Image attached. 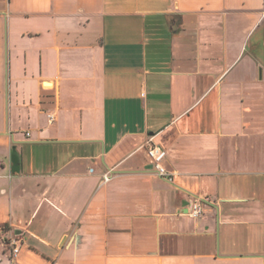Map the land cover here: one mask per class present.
<instances>
[{
    "label": "crops",
    "instance_id": "0c3cea01",
    "mask_svg": "<svg viewBox=\"0 0 264 264\" xmlns=\"http://www.w3.org/2000/svg\"><path fill=\"white\" fill-rule=\"evenodd\" d=\"M0 264H264V0H0Z\"/></svg>",
    "mask_w": 264,
    "mask_h": 264
},
{
    "label": "built area",
    "instance_id": "2783aa9c",
    "mask_svg": "<svg viewBox=\"0 0 264 264\" xmlns=\"http://www.w3.org/2000/svg\"><path fill=\"white\" fill-rule=\"evenodd\" d=\"M147 154L151 158L153 162V166L157 173L166 178L169 181H173V174L169 171L166 166L164 165V160L166 158L167 152L164 148L158 145L149 144L147 148ZM109 172H105L102 174V181L105 182L109 179ZM202 213V208L200 206L199 201H194L192 203L191 209L189 211V215L196 217ZM10 244L12 245V254L16 255L19 246L17 245V240L14 238H9Z\"/></svg>",
    "mask_w": 264,
    "mask_h": 264
}]
</instances>
